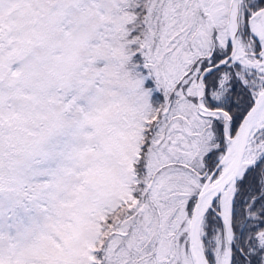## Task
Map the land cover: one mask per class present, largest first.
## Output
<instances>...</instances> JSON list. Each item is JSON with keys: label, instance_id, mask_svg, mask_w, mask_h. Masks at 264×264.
<instances>
[{"label": "snow or ice", "instance_id": "snow-or-ice-1", "mask_svg": "<svg viewBox=\"0 0 264 264\" xmlns=\"http://www.w3.org/2000/svg\"><path fill=\"white\" fill-rule=\"evenodd\" d=\"M0 264H264V0H0Z\"/></svg>", "mask_w": 264, "mask_h": 264}]
</instances>
